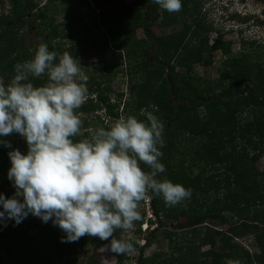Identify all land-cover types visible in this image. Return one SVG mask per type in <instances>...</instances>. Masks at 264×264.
Returning <instances> with one entry per match:
<instances>
[{
	"label": "trees",
	"instance_id": "trees-1",
	"mask_svg": "<svg viewBox=\"0 0 264 264\" xmlns=\"http://www.w3.org/2000/svg\"><path fill=\"white\" fill-rule=\"evenodd\" d=\"M7 1L12 5L11 13L0 14V78L6 81L14 76L16 63L33 58L40 43H46L50 51L60 53L63 50L62 46L54 47L49 38L39 41L31 55L27 44L28 35L32 38L29 42L32 45L34 38L41 39L47 31L53 39L58 38L62 28H67L68 25L54 24L55 18L49 16V7H40L35 0ZM57 1L61 0L50 2ZM93 1L100 12L99 27L107 30L106 38L113 41L111 45L115 50L127 51L131 63L130 76L134 78L141 75L138 82L131 80L129 85L130 96L135 101L133 104H126L125 112H130L127 116L137 113L141 115V111L146 109L164 124L163 138H167L164 140V147L160 149L163 152L160 159L166 171L158 178H167L191 189L193 199L209 189L217 194L213 205L205 209L201 203L198 206L189 203V206L182 207L180 203L168 207L161 197L150 192L157 230L146 237L149 245L154 243L160 229H164L169 223L176 225L182 218L196 223L205 217L209 225L214 223L216 227L198 226L188 233L178 232L179 228L173 227V231H166L165 234V239L171 243L170 258H145L144 248H140L141 256L137 264H226L228 259L239 261V264H264V172L256 168L258 161L264 157V52L256 47L262 43L252 42L250 50L243 46L241 53L234 56L231 42H224L223 37L211 41V31L207 30H204L206 36L198 38L199 42L195 44H187L184 36L154 37L152 25L155 22L152 19L161 7L153 0H137L133 5H128L124 0ZM262 2L264 4V0ZM0 4L6 5V0H0ZM137 5H142L143 9L137 8ZM105 6L108 7L104 8ZM173 22H162L159 27L167 28ZM260 24L264 25V22L260 21ZM138 29L146 34L147 39L143 42L128 45L130 42L120 40V35H128V31L132 35ZM24 30L26 33L23 36ZM90 34L94 39H87L86 47L108 49L107 44L104 47L101 41L97 42L96 37L99 36L95 32ZM134 47L138 48V52ZM150 50L153 52L148 59L146 55ZM73 51L77 52L72 46L67 53ZM74 57L78 58V54ZM220 57L225 59L222 62V78L211 81L210 77H205L202 85L201 79L204 78L195 75V67L211 66ZM178 68L185 70V74H181ZM32 82L36 86L43 85L46 77ZM218 89L222 90V94L216 95ZM92 94L98 97V104L89 100ZM112 95L110 87L104 90L102 84L93 85L88 88V98L79 110L89 113L105 108L108 119L99 125L108 127L118 119L116 109L120 108L123 98V95L116 96L114 103ZM201 110L204 111L205 118L200 121ZM243 117L247 118L245 124L241 122ZM89 127L85 121L81 130ZM179 133L204 138L199 144L193 142L187 146L184 152L186 159L178 163L179 149L175 147L173 139ZM89 135L86 132L84 136L75 139L88 138ZM0 140L11 143V148L0 143V194L11 198L16 189L13 181L7 179L11 168L8 153L17 149V141H22L23 149L20 151L27 154L28 145L18 133L0 136ZM189 148L195 152L190 153ZM218 166L223 167L221 173L218 169L215 170ZM141 167L145 171L149 170L143 164ZM200 168L204 171L211 168L214 174L203 178V173H199L191 178L190 173ZM0 211H3L2 205ZM139 211L142 217L139 221L143 222L147 216L144 201L140 202ZM224 225L228 226L226 232L218 228ZM138 234L141 235V231ZM188 235L191 236L189 241L192 246L186 240ZM64 236L66 233L54 226L51 220L44 223L31 214L15 227L0 224V249L5 252V258L0 257V264H75L79 249H85L86 264H101L96 254L91 253V249L104 245L105 240L85 235L75 242H61ZM247 236L253 237L252 244L256 248L253 253L236 241ZM205 247L210 249L202 253L201 250ZM118 258V264H131L125 254Z\"/></svg>",
	"mask_w": 264,
	"mask_h": 264
},
{
	"label": "clouds",
	"instance_id": "clouds-1",
	"mask_svg": "<svg viewBox=\"0 0 264 264\" xmlns=\"http://www.w3.org/2000/svg\"><path fill=\"white\" fill-rule=\"evenodd\" d=\"M153 2L169 13L182 10L181 0ZM262 8L264 16V4ZM229 13L223 15L228 23L242 15ZM258 13L242 16L252 19ZM14 71L10 80L0 78V136L18 133L28 151L8 153V178L16 191L11 198L0 194V224L7 226L8 220H14L18 225L31 214L44 223L51 220L65 232L61 242H75L85 235L111 238L104 250L127 254L133 243L115 233L132 230L142 219L140 202L150 200L151 205L150 192L168 207L191 197V189L158 178L166 171L160 159L164 124L152 112L141 111L146 120L121 115L108 127L91 131L88 138L75 139L83 125L77 110L88 98V76L77 57L50 51L46 43H40L33 58L16 63ZM41 77H46V83L36 86L32 81ZM0 143L11 148L7 140ZM141 229L145 232L149 227L144 224ZM143 241L137 259L140 248L145 251L149 245L146 236Z\"/></svg>",
	"mask_w": 264,
	"mask_h": 264
},
{
	"label": "rangeland",
	"instance_id": "rangeland-1",
	"mask_svg": "<svg viewBox=\"0 0 264 264\" xmlns=\"http://www.w3.org/2000/svg\"><path fill=\"white\" fill-rule=\"evenodd\" d=\"M51 0H35V2L40 4V7H49V16L54 20V24H68L67 28L63 27L62 31L60 32V36L58 38L53 39L49 32H45V35L40 38H34L30 45V38L29 35L27 39L29 42L30 54L32 55L35 51L36 46L39 44V41L49 39L51 40L54 47L58 48L60 46L63 47V50L60 51L59 54H63L67 52L72 46L76 49L77 52H70L69 54L73 57L75 54H78V59L83 67L84 72L88 76L87 81V88L102 84V89L110 87L111 91L113 92V102L116 103V96L123 95L121 100L120 108L116 109V113L118 114V118L121 115L127 116L126 113V104H133L134 99L133 96H130L129 92V85L131 84V80L134 82H138L140 80L141 75L138 74L134 78L130 76V66L131 63L127 56V51L122 50L118 51L111 45L113 41L110 38H106V28L99 27L100 26V12L97 10V7L94 4L93 0H61L55 3H51ZM147 2L150 0H146ZM152 1V0H151ZM263 0H181L182 2V10L175 13H169L168 11L159 8L155 12V17L152 19L154 20V24L152 25V33L154 37H167L170 35H175L182 37L184 36L185 41L187 44H195L198 41V38L201 39L203 36H206L204 30L211 31V41L216 40L219 37H223L224 42H231L232 43V53L234 56H238L243 50V46L246 49L250 50L252 47L251 43L253 40H264V25L260 26L258 20L263 21L264 16L262 15L261 11L263 10L262 6ZM125 3L128 5H133L137 2V0H124ZM136 6V5H135ZM105 6L104 8H107ZM142 5H137V8L141 9ZM70 8H73V11H70ZM12 5L9 1L6 0V5L0 4V14L2 15H9L11 13ZM112 9V8H111ZM143 9V8H142ZM115 11L114 9H112ZM228 10V12H226ZM242 13L244 16L250 14H257L252 19H243V16H235L233 17L234 20L230 23L226 22V19L223 18V15L226 14L230 16L229 12ZM223 13V14H222ZM175 20V21H174ZM246 20V21H244ZM173 24L169 25L167 28L161 29L159 24L162 22H170ZM97 22V23H96ZM74 23V26H72ZM200 24V27H199ZM72 26V27H71ZM189 27V28H188ZM199 27L197 35V28ZM189 29V32L187 31ZM242 30V31H241ZM95 32L97 34V42L101 41L102 46L105 47L107 44L108 49L101 50V49H89L90 47H86L87 39H94L90 32ZM35 32V31H34ZM129 34L120 35L119 38L122 41L130 42L128 45H135L137 42H143L147 39L145 32L142 29H138L134 33L128 31ZM188 32V35H187ZM26 30H24L23 36L25 35ZM222 34V36H220ZM200 36V37H198ZM197 37V38H196ZM244 39L247 40L244 45ZM119 40V39H118ZM199 42V41H198ZM257 42V41H255ZM262 42L260 41L259 44ZM110 44V45H109ZM77 46V47H75ZM257 49H261L260 52H264V41L262 45L256 46ZM114 48V49H113ZM135 51L138 52V48H133ZM153 51H149L147 53V58H151V53ZM80 53V56H79ZM34 55V54H33ZM223 57L217 58L214 60L211 66H196L194 69V73L196 76H202L204 79L202 80V85L205 83V77H210L209 80H220L221 72L224 69L223 63L225 59ZM223 60V61H222ZM223 68V69H222ZM178 71L181 74H185V70L178 68ZM199 77V78H202ZM111 80V82H109ZM221 89L216 91V95L222 94ZM116 99V100H115ZM94 103L98 104L99 99L96 95L92 94L90 99ZM80 119L82 122H87L90 127L87 130H81L80 137L84 136L86 132L91 133V131L95 130L98 127H101L102 121L107 120V114L105 108H101L97 111H91L89 113L82 112L79 109L77 110ZM138 119L145 120L143 116L139 113L135 114ZM205 118L204 111H200L199 120H203ZM247 121L246 117H243L241 120L242 124H245ZM203 123V122H201ZM167 137L164 136V140ZM204 137H195L189 133H182V134H175V138L173 139V143L176 148L179 149L178 153V163L179 161L186 159L185 157V150L188 148L187 146L192 145L193 142L199 144L203 142ZM22 141H17L15 143V148L23 149ZM238 143V141H237ZM230 146V145H229ZM190 149V148H189ZM190 153L195 152L192 148L189 150ZM177 163V164H178ZM182 166H189V164ZM257 170L260 172H264V157L258 161L256 164ZM218 169V170H217ZM215 170L219 173L223 171V167L218 166ZM9 172V170H8ZM203 173V178H207L214 174V170L208 168L207 170H200L195 169V171L190 173L191 178H195L197 174ZM216 173V172H215ZM7 179H9L7 177ZM204 180V179H203ZM174 183V182H173ZM8 190V189H7ZM6 190V191H7ZM217 194L215 191L209 189L207 192L199 193L196 199H193L191 196L189 199L182 201L181 206H189V203H193L195 206H198L199 203L205 206V209L210 208ZM148 202L144 200L146 203V211L147 218L143 222L144 224L148 225L149 230L143 232L141 229L140 221H136L134 228L128 232H123L122 230H117L115 235L117 238H123L131 243H133L134 248L129 253L125 254L127 258L131 259V264H137V256L138 255V248L145 244L144 237L150 236V233L153 229L157 228L155 217L152 216L151 211H148ZM203 216V215H202ZM199 222V224H198ZM198 224V225H196ZM211 226L216 227V225L208 224V220H205V217L198 220L196 223L191 222L188 218H182L179 223L176 225L169 223L165 228L160 229L156 233V239L152 245H147L146 250L144 251L145 258H164L168 259L172 255V249L170 248L169 240L165 239L166 231H173V227H177L178 232L182 231L185 233L191 232L196 227L202 226ZM16 226L14 220H8L7 226ZM219 229L222 231H227L228 226H218ZM141 231V235L138 234L139 230ZM91 237V236H90ZM95 238V237H94ZM97 238V237H96ZM191 236H186V240L190 242ZM101 240H99L100 242ZM111 238L105 241L104 245L100 247H93L91 249V253L96 254L97 258L100 260L101 264H118V257L122 254L113 253L110 250L105 251L104 247L109 245ZM238 241L244 248L249 250L251 253L256 251V248L253 246V237H245L243 239H238ZM185 242V241H183ZM182 242V244H183ZM193 242V240H192ZM191 246L192 243L190 242ZM99 248V249H98ZM210 249V247H205L201 250V252H206ZM85 249H79L78 251V261L75 264H86L87 260L85 259ZM0 257L5 258L4 250L0 249ZM86 260V261H85ZM233 260V259H228Z\"/></svg>",
	"mask_w": 264,
	"mask_h": 264
},
{
	"label": "built area",
	"instance_id": "built-area-1",
	"mask_svg": "<svg viewBox=\"0 0 264 264\" xmlns=\"http://www.w3.org/2000/svg\"><path fill=\"white\" fill-rule=\"evenodd\" d=\"M147 201H149V202H148V211H151V214H152V216H153L154 214L152 213V209H151V205H150V200H147Z\"/></svg>",
	"mask_w": 264,
	"mask_h": 264
},
{
	"label": "flooded vegetation",
	"instance_id": "flooded-vegetation-1",
	"mask_svg": "<svg viewBox=\"0 0 264 264\" xmlns=\"http://www.w3.org/2000/svg\"><path fill=\"white\" fill-rule=\"evenodd\" d=\"M21 150V149H20ZM103 247V246H102ZM102 247H100V248H102ZM99 249V248H98Z\"/></svg>",
	"mask_w": 264,
	"mask_h": 264
}]
</instances>
